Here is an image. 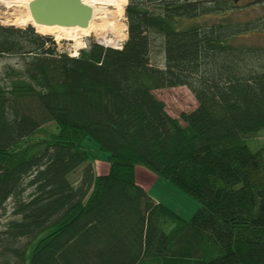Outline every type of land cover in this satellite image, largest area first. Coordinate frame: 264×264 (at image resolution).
<instances>
[{"label":"trees","instance_id":"trees-1","mask_svg":"<svg viewBox=\"0 0 264 264\" xmlns=\"http://www.w3.org/2000/svg\"><path fill=\"white\" fill-rule=\"evenodd\" d=\"M237 1L127 0L122 49L94 41L76 57L32 25H0V58L15 59L0 73V264H264V145H250L264 47L239 42L264 16L232 21ZM181 85L197 105L174 118L154 93ZM138 165L195 214L154 200Z\"/></svg>","mask_w":264,"mask_h":264},{"label":"rangeland","instance_id":"rangeland-1","mask_svg":"<svg viewBox=\"0 0 264 264\" xmlns=\"http://www.w3.org/2000/svg\"><path fill=\"white\" fill-rule=\"evenodd\" d=\"M240 1V2H239ZM237 1L236 6L238 7L236 12H231V19L234 22H240L241 20L243 22L256 19V18H262L264 16V6L263 4H255L254 2L258 3L262 0H239ZM254 5V6H253ZM127 6V0H125V4L121 6L122 13L118 15L116 11H114L113 16H115L114 20H112L109 27H104V31L106 33V40L104 43H102L101 46L103 47H114V43H124L126 41L127 37V16H125L124 10ZM6 9L2 6H0V25L4 26H14V27H27L30 25H17L13 24V18H11L10 14H5ZM13 11H10V13ZM116 13V14H115ZM10 17V18H9ZM12 21V22H11ZM115 22V23H114ZM113 23V24H112ZM112 25V27H111ZM116 26V27H115ZM115 27V28H114ZM34 30L39 33L43 34V36H49L51 32L43 31L40 29V27H34ZM107 30V31H106ZM104 31H92L88 34L83 35H75L73 38L74 42H72V45L75 44V47H79L82 42L81 40H85L89 44L96 41L98 38H102V33ZM80 38V39H79ZM239 42H244L245 44L252 45L253 43L255 45H262L264 47V33H252L245 36H242L239 40ZM68 47V46H67ZM64 49V48H63ZM62 50V49H61ZM67 51V50H66ZM68 52V51H67ZM159 52V51H158ZM158 52H155V54H158ZM161 56L158 57V62H161ZM15 63V59L10 58H0V73L4 69V67L7 65V63ZM155 96L159 98L160 100L164 101L165 109H167L169 115L174 118H180V114L182 112H191L194 108H196L197 100L195 97H193V94H191V91L184 86L180 87H170L167 89H160L155 91ZM183 123V122H182ZM81 145L86 149L88 154L91 156V163L94 165V173L95 175H100L101 173H106L110 166L108 164V156L106 152H103L100 149V146L91 139L90 136L88 138L84 139L81 143ZM251 147H258V145H264V130L258 135L255 139L250 141ZM80 170L82 168L80 167L79 170L76 173H80ZM135 174L136 178L135 181L138 184L146 185V189L149 194L156 200L157 202H161L162 204L168 205L171 210L178 213L180 216H182L185 220H188V218H191L198 207H200V203L195 200L188 192H183L176 184H173L172 182L166 181L161 179L159 176L156 175V173L151 172L148 168H146L144 165H138L135 168ZM77 177V176H75ZM11 204L7 207L6 214L1 217V223L5 224V221L11 219L12 215L11 212H9Z\"/></svg>","mask_w":264,"mask_h":264},{"label":"bare ground","instance_id":"bare-ground-1","mask_svg":"<svg viewBox=\"0 0 264 264\" xmlns=\"http://www.w3.org/2000/svg\"><path fill=\"white\" fill-rule=\"evenodd\" d=\"M30 0H0V6L6 9L5 14H10L13 18V24L17 25H30L34 27H40L43 31L51 32L49 34L60 35L62 33L71 36L72 38L77 35L88 34L92 31H104V27H109L112 20L114 11L120 15L122 10L121 6L125 4V0H83L87 6L91 7L92 20L86 28L79 27H61V26H42L36 25L30 16V10H28ZM10 11H13L10 13ZM116 14V13H115ZM10 18V17H9ZM12 22V21H11ZM115 23V22H114ZM113 24V23H112ZM112 27V25H111ZM116 27V26H115ZM114 27V28H115ZM113 28V27H112ZM107 31V30H106ZM105 31L102 33L103 40L105 39Z\"/></svg>","mask_w":264,"mask_h":264},{"label":"water","instance_id":"water-1","mask_svg":"<svg viewBox=\"0 0 264 264\" xmlns=\"http://www.w3.org/2000/svg\"><path fill=\"white\" fill-rule=\"evenodd\" d=\"M28 10L33 22L42 26L86 28L93 18L83 0H30Z\"/></svg>","mask_w":264,"mask_h":264},{"label":"built area","instance_id":"built-area-1","mask_svg":"<svg viewBox=\"0 0 264 264\" xmlns=\"http://www.w3.org/2000/svg\"><path fill=\"white\" fill-rule=\"evenodd\" d=\"M49 37L54 40L55 46H56L58 51L68 53L69 56H71V57H74V56L76 57V56L80 55L81 51L84 50V48L86 49L88 44H89L85 40H81L82 44L79 47H75V44L72 45V42H74L75 38H72L71 36L64 34V33H62L60 35H54L52 33L51 35H49ZM105 40H106V38L104 40H103V38H98L97 44L102 45V43H104ZM114 45L115 46L111 47V48H113V49L118 48V50L122 49L121 43L115 42Z\"/></svg>","mask_w":264,"mask_h":264},{"label":"crops","instance_id":"crops-1","mask_svg":"<svg viewBox=\"0 0 264 264\" xmlns=\"http://www.w3.org/2000/svg\"><path fill=\"white\" fill-rule=\"evenodd\" d=\"M142 186H144V185H142ZM145 189H146V185H145ZM147 190V189H146ZM148 192V191H147Z\"/></svg>","mask_w":264,"mask_h":264}]
</instances>
